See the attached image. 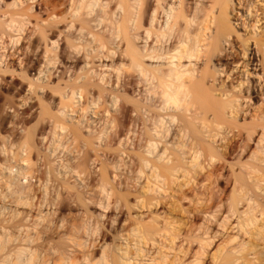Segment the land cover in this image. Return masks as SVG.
I'll return each mask as SVG.
<instances>
[{"label":"bare ground","instance_id":"obj_1","mask_svg":"<svg viewBox=\"0 0 264 264\" xmlns=\"http://www.w3.org/2000/svg\"><path fill=\"white\" fill-rule=\"evenodd\" d=\"M2 89L0 260L264 264V0H4Z\"/></svg>","mask_w":264,"mask_h":264},{"label":"rangeland","instance_id":"obj_2","mask_svg":"<svg viewBox=\"0 0 264 264\" xmlns=\"http://www.w3.org/2000/svg\"><path fill=\"white\" fill-rule=\"evenodd\" d=\"M1 94H0V107H5V113H7V112H9V110H12V109H10L9 108V103H10V101H11V99H12V92L11 91H8V89H2L1 91ZM9 108V109H8ZM21 110V109H20ZM3 112V113H4ZM7 127H10V125L9 124H7L6 125ZM124 173H125V170L123 171ZM130 174V173H129ZM124 177V174H122V176H121V179ZM116 179H117V177H116ZM143 178H141V182H143ZM220 187H222L223 189H225L226 191L227 190H229L230 189V185H229V183H227L226 182V180L225 181H223V182H221L220 184ZM137 186H139L138 184H137ZM131 197V196H130ZM133 197V196H132ZM182 202V204L184 205V207L187 205V200H182L181 201ZM158 208H160V206L158 205ZM162 209H160V211H161ZM141 211H145V209H142ZM106 213H108V211H106ZM106 218V216L103 218V219H105Z\"/></svg>","mask_w":264,"mask_h":264},{"label":"clouds","instance_id":"obj_3","mask_svg":"<svg viewBox=\"0 0 264 264\" xmlns=\"http://www.w3.org/2000/svg\"><path fill=\"white\" fill-rule=\"evenodd\" d=\"M37 2V0H32V3H35ZM4 3V0H0V4H3ZM2 227V226H0ZM93 235H95V233H93ZM3 237H0V240H2ZM0 251H3L2 248H0ZM0 264H17L16 261H12L10 260V258H6L5 260H0ZM29 264H32L31 261H29ZM109 264H119V261L118 260H113V261H110Z\"/></svg>","mask_w":264,"mask_h":264}]
</instances>
